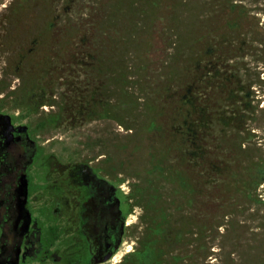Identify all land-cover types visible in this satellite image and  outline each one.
<instances>
[{
	"label": "rangeland",
	"instance_id": "rangeland-1",
	"mask_svg": "<svg viewBox=\"0 0 264 264\" xmlns=\"http://www.w3.org/2000/svg\"><path fill=\"white\" fill-rule=\"evenodd\" d=\"M71 56L102 68L88 88L103 94L106 114L95 102L91 116L74 114L88 103L78 94L82 68L67 75ZM40 84L53 106L38 107L40 95L28 103ZM195 87L211 128L199 141L195 208L183 213L193 218L186 244L172 245L192 264H264V182L251 183L258 169L264 175V0H0V112L21 115L38 141L53 137L63 161L77 152L121 161L123 192L144 183L151 156L166 147L163 129H148L151 118L166 128ZM137 200L123 245L101 264H120L140 247L147 220Z\"/></svg>",
	"mask_w": 264,
	"mask_h": 264
},
{
	"label": "flooded vegetation",
	"instance_id": "flooded-vegetation-1",
	"mask_svg": "<svg viewBox=\"0 0 264 264\" xmlns=\"http://www.w3.org/2000/svg\"><path fill=\"white\" fill-rule=\"evenodd\" d=\"M26 56L20 54V61ZM66 62L67 75L74 78L78 66L85 77L78 94L88 104L74 114L85 110L91 116L94 102L104 103V111H99L106 114L103 94L99 91V97L88 88L95 75L101 79L102 68L94 69L90 58L81 61L71 56ZM63 71L56 69L55 78L61 79ZM46 86L39 85L41 94L31 91L28 103L40 95L35 101L38 107L49 102L53 106L54 100L44 98ZM21 118L0 112V264H101L113 259L128 231L134 198L133 190L122 191L118 177L122 162L113 163L105 153L91 159L79 152L63 161L54 154V138L38 141L40 135L32 136V128Z\"/></svg>",
	"mask_w": 264,
	"mask_h": 264
},
{
	"label": "trees",
	"instance_id": "trees-1",
	"mask_svg": "<svg viewBox=\"0 0 264 264\" xmlns=\"http://www.w3.org/2000/svg\"><path fill=\"white\" fill-rule=\"evenodd\" d=\"M223 79L230 81L228 77ZM224 83L221 81L220 84ZM196 88L184 90L173 108L174 114L178 117H171L166 128L160 120L151 118L148 129L150 131L163 129L162 142L166 147L161 150L154 149L156 153L151 156L152 167L148 169V176L142 185H137L133 189L132 196L138 198L135 204L143 207L146 214L145 238L140 247L125 256L120 264H192L187 262L189 258L187 250L185 252L178 245L172 244L179 242L182 247L186 244L185 233L191 226L188 218L190 222L193 218L190 215L184 217L183 213L185 209L193 211L195 208L193 194L200 150L199 141L202 143L211 128V123H205L207 118L203 117L202 107L194 97L198 90ZM166 137L168 140L165 142ZM158 153L160 155L157 157ZM205 164L208 170L213 169L211 161H205ZM258 173L251 176L254 187L264 182L262 171L258 169ZM166 189L167 191L163 192ZM177 247L181 253L173 254Z\"/></svg>",
	"mask_w": 264,
	"mask_h": 264
},
{
	"label": "water",
	"instance_id": "water-1",
	"mask_svg": "<svg viewBox=\"0 0 264 264\" xmlns=\"http://www.w3.org/2000/svg\"><path fill=\"white\" fill-rule=\"evenodd\" d=\"M5 117H9L8 115H6ZM108 257H109V255H107V256H105L103 259H102V261H104V260H106V259H108Z\"/></svg>",
	"mask_w": 264,
	"mask_h": 264
}]
</instances>
